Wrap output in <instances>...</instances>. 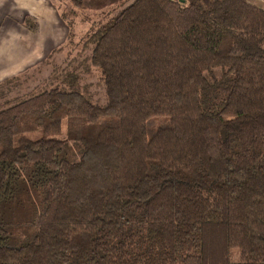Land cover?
Returning a JSON list of instances; mask_svg holds the SVG:
<instances>
[{
  "label": "trees",
  "instance_id": "obj_1",
  "mask_svg": "<svg viewBox=\"0 0 264 264\" xmlns=\"http://www.w3.org/2000/svg\"><path fill=\"white\" fill-rule=\"evenodd\" d=\"M87 1L48 0L63 43L0 82V264H264V9L132 0L76 34Z\"/></svg>",
  "mask_w": 264,
  "mask_h": 264
},
{
  "label": "crops",
  "instance_id": "obj_2",
  "mask_svg": "<svg viewBox=\"0 0 264 264\" xmlns=\"http://www.w3.org/2000/svg\"><path fill=\"white\" fill-rule=\"evenodd\" d=\"M28 17L36 19L34 33L23 27L22 21ZM65 34L66 28L48 0H0V82L42 61L62 43Z\"/></svg>",
  "mask_w": 264,
  "mask_h": 264
},
{
  "label": "rangeland",
  "instance_id": "obj_3",
  "mask_svg": "<svg viewBox=\"0 0 264 264\" xmlns=\"http://www.w3.org/2000/svg\"><path fill=\"white\" fill-rule=\"evenodd\" d=\"M10 2V0H7ZM249 3H252L256 5L257 7L263 8L264 9V0H246ZM132 0H88L87 4H85V8L81 11L78 12V18L74 21L76 26V34L79 33V31H85V29L88 28V26L95 25L97 22L101 21L104 19V17L109 16L110 13H112L114 10H116V7H123L126 6L127 4L131 3ZM12 5V2L10 3ZM17 6V4H14ZM12 7V6H11ZM82 15V19H81ZM19 19L21 18V11L19 10ZM83 19H86V22H84ZM18 22V21H17ZM82 25V26H81ZM81 27V28H79ZM66 36V34H65ZM64 36V38H65ZM77 39V38H76ZM64 41V39H63ZM62 41V43H63ZM60 43L59 45H61ZM40 62L36 63L38 65V69L41 67ZM34 64V65H36ZM32 65V67L34 66ZM31 68V67H30ZM28 68V69H30ZM27 70V69H26ZM36 71L34 70L33 72L27 73V76H23L25 74V70L21 71V73H18V81H22L24 77H29L31 75H36ZM44 72V71H43ZM43 72H40L42 74ZM86 75L83 76L82 78V85H84L85 90L87 93L90 95V98L93 102L97 104H103L104 103V88H103V83L100 77V73L97 69L95 68H90V71H86ZM16 76V75H14ZM13 77V76H12ZM11 78V77H10ZM15 81L11 83L6 89H8L9 95L7 94L6 97H9L11 95H15L16 91L20 89L17 87V84H14ZM13 84V85H12ZM6 89H3L2 92L4 93ZM21 91V90H20ZM5 94V93H4ZM21 95V94H19ZM165 120L162 118H152L149 120V130L152 131L155 129L157 124H163ZM24 195L28 196L30 198V202L32 204H35V195L33 193H24ZM31 209V206H30ZM30 209H29V203L26 201L24 197L21 198V202L17 204H13L8 206L5 209V216L6 219L9 222H12L13 224H21V223H26V219L30 215Z\"/></svg>",
  "mask_w": 264,
  "mask_h": 264
}]
</instances>
